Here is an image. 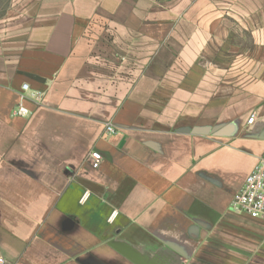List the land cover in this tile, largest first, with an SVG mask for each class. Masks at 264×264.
I'll use <instances>...</instances> for the list:
<instances>
[{"label":"crops","instance_id":"1","mask_svg":"<svg viewBox=\"0 0 264 264\" xmlns=\"http://www.w3.org/2000/svg\"><path fill=\"white\" fill-rule=\"evenodd\" d=\"M263 154L264 0H0V257L264 264Z\"/></svg>","mask_w":264,"mask_h":264},{"label":"built area","instance_id":"2","mask_svg":"<svg viewBox=\"0 0 264 264\" xmlns=\"http://www.w3.org/2000/svg\"><path fill=\"white\" fill-rule=\"evenodd\" d=\"M23 90L29 91L28 85H24ZM30 96L33 99L40 100V93H23L20 97L19 104L14 108L13 115L17 117H28L31 115V110L28 109L24 102ZM255 117L252 116L248 123L252 124ZM108 134H115L113 125L106 126ZM103 157L98 151H93L90 155V161L94 169L101 166ZM231 209L237 214L246 215L249 218L257 221H264V154L246 178L242 189L234 196ZM0 264H14L4 257H0Z\"/></svg>","mask_w":264,"mask_h":264},{"label":"rangeland","instance_id":"3","mask_svg":"<svg viewBox=\"0 0 264 264\" xmlns=\"http://www.w3.org/2000/svg\"><path fill=\"white\" fill-rule=\"evenodd\" d=\"M262 229H264V226H263V228Z\"/></svg>","mask_w":264,"mask_h":264}]
</instances>
